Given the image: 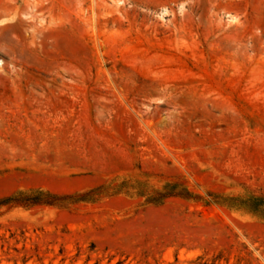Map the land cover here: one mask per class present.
I'll use <instances>...</instances> for the list:
<instances>
[{"label": "rangeland", "instance_id": "374dc122", "mask_svg": "<svg viewBox=\"0 0 264 264\" xmlns=\"http://www.w3.org/2000/svg\"><path fill=\"white\" fill-rule=\"evenodd\" d=\"M264 0H0V264H264ZM105 187V188H101ZM101 188V189H100Z\"/></svg>", "mask_w": 264, "mask_h": 264}, {"label": "trees", "instance_id": "16d2710c", "mask_svg": "<svg viewBox=\"0 0 264 264\" xmlns=\"http://www.w3.org/2000/svg\"><path fill=\"white\" fill-rule=\"evenodd\" d=\"M105 188V187H101ZM100 188V189H101ZM86 193L60 194L45 188L20 189L11 195L0 198V213L5 207H32L38 205L58 206L68 208L71 205L88 201ZM138 195L144 197V203L150 205H162L172 197H181L187 200L201 202L206 206L218 204L233 210L245 211L257 219L264 221V194L248 192L242 195H231L208 190L207 195L196 194L181 180L165 182L161 188L153 192L138 190ZM1 215V214H0Z\"/></svg>", "mask_w": 264, "mask_h": 264}]
</instances>
